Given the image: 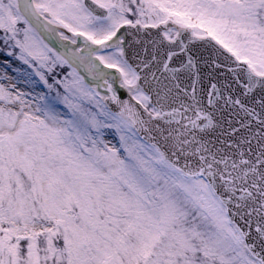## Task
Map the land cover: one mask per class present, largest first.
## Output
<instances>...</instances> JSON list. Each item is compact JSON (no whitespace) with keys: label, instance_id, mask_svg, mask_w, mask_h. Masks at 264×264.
Instances as JSON below:
<instances>
[{"label":"snow or ice","instance_id":"6c2138e0","mask_svg":"<svg viewBox=\"0 0 264 264\" xmlns=\"http://www.w3.org/2000/svg\"><path fill=\"white\" fill-rule=\"evenodd\" d=\"M0 264H264V0H0Z\"/></svg>","mask_w":264,"mask_h":264}]
</instances>
